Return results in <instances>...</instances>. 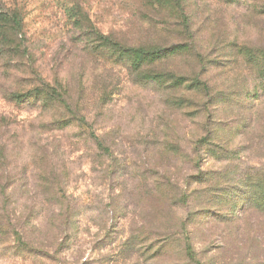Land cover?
<instances>
[{
	"label": "rangeland",
	"instance_id": "obj_1",
	"mask_svg": "<svg viewBox=\"0 0 264 264\" xmlns=\"http://www.w3.org/2000/svg\"><path fill=\"white\" fill-rule=\"evenodd\" d=\"M2 176L0 264H264V0H0Z\"/></svg>",
	"mask_w": 264,
	"mask_h": 264
},
{
	"label": "trees",
	"instance_id": "obj_2",
	"mask_svg": "<svg viewBox=\"0 0 264 264\" xmlns=\"http://www.w3.org/2000/svg\"><path fill=\"white\" fill-rule=\"evenodd\" d=\"M4 182H5V178L3 176L0 177V196L3 199L4 206H5V203L8 201V197H7V186L8 185L6 183H4ZM16 236L18 237V240L21 241V236L19 234H17V233H16ZM61 248H62V245H60V247H57L56 250L60 251ZM194 259L195 258H192V260H194Z\"/></svg>",
	"mask_w": 264,
	"mask_h": 264
}]
</instances>
